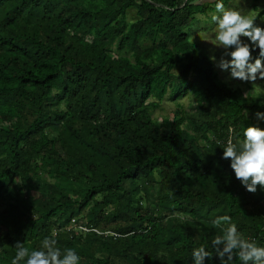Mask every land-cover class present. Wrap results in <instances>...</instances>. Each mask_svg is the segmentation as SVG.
<instances>
[{"label": "trees", "instance_id": "1", "mask_svg": "<svg viewBox=\"0 0 264 264\" xmlns=\"http://www.w3.org/2000/svg\"><path fill=\"white\" fill-rule=\"evenodd\" d=\"M263 2L249 0L255 24ZM216 3L0 0V264L45 238L80 264H195L201 245L221 264L223 215L264 246V190L222 159L229 128L234 142L264 129V93L221 78L189 35ZM167 96L190 111L156 121Z\"/></svg>", "mask_w": 264, "mask_h": 264}, {"label": "clouds", "instance_id": "2", "mask_svg": "<svg viewBox=\"0 0 264 264\" xmlns=\"http://www.w3.org/2000/svg\"><path fill=\"white\" fill-rule=\"evenodd\" d=\"M215 11L218 15L212 16L216 24L213 45L225 49V52L218 62L215 55L210 56V60L221 71L230 73V80L251 83L253 90L260 89L257 81H264V28L255 25V12L250 10L245 14L243 10L226 8L222 0H217ZM256 50L258 55L253 57ZM228 56L230 60L225 58ZM256 117L264 120V113L257 112ZM228 131L222 159L231 161L235 178L249 193L255 194L258 187L264 190V129L246 127L244 139L235 142L233 130L229 128ZM212 223L220 230L211 244L221 264H235L236 260L242 264H264V246L246 238L230 216H217ZM56 244L55 239L45 238L41 250L29 251L24 243L17 242L11 264H20L21 261L25 264H80L81 258L74 249L62 251ZM212 257V252L203 245L192 250L195 264H204L206 258Z\"/></svg>", "mask_w": 264, "mask_h": 264}, {"label": "rangeland", "instance_id": "3", "mask_svg": "<svg viewBox=\"0 0 264 264\" xmlns=\"http://www.w3.org/2000/svg\"><path fill=\"white\" fill-rule=\"evenodd\" d=\"M233 2L238 4L239 6H241L243 9H245L246 14H247V12H249L252 9V7H250L248 4L249 0H234ZM263 3H261V4H263ZM231 8H233V7H231ZM237 9L242 10L240 8H237ZM126 13H127L128 19H134L135 18V13H134L133 8L128 9ZM213 15H218V13H216V11H214V13L209 12L206 15H196L195 20H194L195 30L193 33H191L192 32L190 30L191 27L194 28V25H193L194 23H193L188 28L189 29L188 31L191 33V34H189L191 40H193V42L196 43L199 46V48L202 49L204 52H206L209 56L215 55L217 58V62H218L220 60V58L224 55L225 49H223L221 47H217L218 45L217 46L213 45L214 37L216 34L215 33L216 24L212 20ZM255 25L259 26L261 28H264V23L261 21V19ZM203 27L208 28V29H203ZM242 39H245V38H242ZM253 57H255V56H253ZM225 58L229 59V60L231 59L230 56L225 57ZM214 68L217 70V72L221 78L224 79L226 77H229L230 73H226V72L221 71L215 63H214ZM231 82H234L235 85L237 84L236 80H231ZM257 84L260 85V89L252 90V89H249L248 87H246L244 85V82L238 81V85L241 87L243 95H245L244 94L245 92L247 94L248 93L253 94V91L256 93H260V94H262V92L264 93V81H257ZM177 102H179L182 105L183 109H185L186 111H190L191 100L189 97L183 98L181 100L174 102V101H171L170 98L167 96L160 103L159 107L157 109L153 110L152 118L155 119L156 121H161L163 119H172L173 113L176 109V103ZM71 186L72 185L68 186L65 190L62 189V191L64 193H67V194H72L73 190H70V188H69Z\"/></svg>", "mask_w": 264, "mask_h": 264}, {"label": "water", "instance_id": "4", "mask_svg": "<svg viewBox=\"0 0 264 264\" xmlns=\"http://www.w3.org/2000/svg\"><path fill=\"white\" fill-rule=\"evenodd\" d=\"M184 4H185V2H184ZM184 4H183V5H184Z\"/></svg>", "mask_w": 264, "mask_h": 264}]
</instances>
